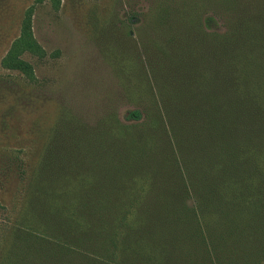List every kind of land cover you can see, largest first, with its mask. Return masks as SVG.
<instances>
[{"label":"trees","instance_id":"trees-1","mask_svg":"<svg viewBox=\"0 0 264 264\" xmlns=\"http://www.w3.org/2000/svg\"><path fill=\"white\" fill-rule=\"evenodd\" d=\"M204 1L152 41L123 115L49 144L50 264L73 247L86 264H264V0ZM30 23L4 63L36 82Z\"/></svg>","mask_w":264,"mask_h":264},{"label":"rangeland","instance_id":"rangeland-1","mask_svg":"<svg viewBox=\"0 0 264 264\" xmlns=\"http://www.w3.org/2000/svg\"><path fill=\"white\" fill-rule=\"evenodd\" d=\"M192 1L0 0V264H50V193L37 189L49 144L63 145L54 140L62 143L71 127L94 133L111 110L123 115L128 94L145 92L135 73L145 52L157 55L152 41ZM210 1L204 9L214 15ZM29 19L45 51L22 54L36 82L4 63ZM78 250L62 257L86 264Z\"/></svg>","mask_w":264,"mask_h":264}]
</instances>
